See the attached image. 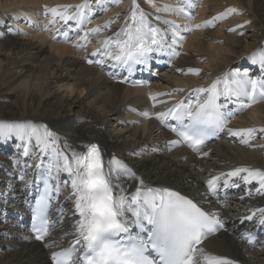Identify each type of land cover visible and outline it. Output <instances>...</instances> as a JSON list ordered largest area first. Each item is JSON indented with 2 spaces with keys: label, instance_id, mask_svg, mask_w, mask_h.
I'll use <instances>...</instances> for the list:
<instances>
[{
  "label": "bare ground",
  "instance_id": "bare-ground-1",
  "mask_svg": "<svg viewBox=\"0 0 264 264\" xmlns=\"http://www.w3.org/2000/svg\"><path fill=\"white\" fill-rule=\"evenodd\" d=\"M85 2L0 0V124L33 125L41 131L46 128L56 148L70 161L73 154H83L91 144L98 145L106 172L112 171L115 195L130 198L137 188L172 187L204 201L228 221L223 232L204 244L205 251L228 257L237 264H264V240L258 247H251L237 237V227L242 222L249 224L247 227L257 223L259 213L252 220L244 217L264 208V192L256 191L258 181L244 183L240 177L231 178L230 183L238 184L241 192L235 193L237 187L226 188L227 199L221 203L209 199L207 186V180L213 176L235 168L264 170V134L257 133L249 144L242 143L240 137L229 136L212 143L202 153L192 154L181 144L171 145L170 141L177 139L155 117L163 110L161 104L186 94L198 95L194 89L209 88L217 81L216 85L224 84L225 79L264 80V65L260 63L264 57V0H190L192 7L188 6L189 0H154L155 7L148 0H137L150 26L160 29L167 41L172 42V32L166 21L180 25L179 32L184 37L176 48L179 58L172 57L174 64L162 69V77L150 86L137 80L132 86L114 81L109 76L112 61L100 64L96 62L101 59L100 54L92 55L103 49L107 38L117 39L126 25L133 24V0H87L91 11L85 13L90 14V19L80 28L83 36L79 43L53 40L46 29L52 17L45 15L44 6ZM166 5L184 8L191 15L174 10L156 11ZM233 7L238 11L229 13L228 9ZM75 12L74 7L69 10L70 15ZM221 14H225L222 19L214 20ZM206 21L212 24L195 27ZM185 25L192 31H186ZM98 26V32L90 31ZM189 68H199L201 72L189 73ZM144 112L149 116L142 115ZM248 127H264V100L243 111L235 126ZM51 151L50 148L41 153L35 136L22 139L14 132L0 136V195L10 199L8 205L17 211L15 217L19 211L24 212V191L29 181L36 179V166L42 163L52 173L60 198L66 200L62 229L54 238L62 235L59 240L72 242L77 239L75 226L80 217L75 213L74 198L70 199V175L49 167ZM114 160L124 167L112 163ZM1 215L0 264H51V248L29 236L18 218ZM67 232L69 235L64 236Z\"/></svg>",
  "mask_w": 264,
  "mask_h": 264
},
{
  "label": "snow or ice",
  "instance_id": "snow-or-ice-1",
  "mask_svg": "<svg viewBox=\"0 0 264 264\" xmlns=\"http://www.w3.org/2000/svg\"><path fill=\"white\" fill-rule=\"evenodd\" d=\"M97 2L100 3V0ZM148 3L155 7L154 0H148ZM133 5L130 17L133 24L126 25V30L118 33L117 39L107 38L103 42V49H97L92 54H100L101 59L96 61L97 63L112 61L113 68L117 65L126 66L129 74L134 65L147 64L150 53L154 51L167 50L170 56H178L180 53L176 48L184 39L179 32L181 26L175 21H166L172 32V42L168 43L160 29L150 26L148 16L137 0H133ZM188 6H193L190 0ZM73 7L76 12L70 15L69 10ZM44 8L45 15L51 14L49 23L55 24L58 19L65 24L75 21L78 27L88 19L85 10L91 11L87 0L84 4L51 8L45 5ZM169 10L191 15L190 12H185L184 8L172 9L167 5L163 9H156L157 12ZM236 11L238 10L234 7L228 9L229 13ZM224 15L221 14L214 20L222 19ZM210 24L212 21H206L203 25L198 24L195 27H207ZM183 27L188 32L192 31L190 26ZM99 30L98 26L90 31ZM63 35L67 38L66 32ZM84 38H87V33ZM88 63L93 61L89 60ZM260 63L264 65V57ZM188 72L199 74L201 69L189 68ZM216 83L209 88L193 90L197 94H207L203 102L199 99L195 104L185 105L183 102H177L165 112L155 113L156 119L162 122L171 118L179 123V130L177 127H172L171 130L177 132L180 139L170 141L171 145L187 143L196 151H200L210 134L217 132L227 131L229 136L240 137L244 144H249L257 133L264 134V127H228L229 120L237 113L264 100V80L247 77L231 81L225 79L222 91L217 89ZM221 97L224 98L223 103L218 102ZM152 99L155 101L156 97L153 96ZM230 104L235 105V108L230 109ZM142 115L148 117L149 113L144 112ZM13 132L22 139L35 136L41 153H47L51 148L52 162L49 167L54 168L57 173L64 171L70 175V199L74 198L75 213L80 217L76 221L77 239L74 245L80 247L77 249L73 246L53 252L51 258L55 264H237L228 257L206 252L201 247L204 239L224 227L218 212L205 211L192 199L167 188H137L130 198L123 194L115 195L113 189L116 185L112 182V171H105L98 145H90L85 154H73L70 161L63 151L56 148L55 140L50 139L51 133L46 128L41 131L40 127L33 125L0 124V136H8ZM112 163L124 167L118 160ZM124 170L135 177V173L126 168ZM242 173L246 175L242 176ZM233 177H240L244 183L258 181L257 193L264 192V170L242 167L207 180L209 193L216 195L222 178L223 187H239L238 184L230 183ZM143 183V180H140V184ZM59 190V187L51 189L52 192ZM49 193L50 189L46 186L44 194L33 209L34 217L41 220L40 228L34 226L40 233L36 239H43L47 234V224L43 216L49 206ZM257 213L258 223L264 225V208L257 209L244 219L252 220ZM247 238L250 244L254 243L251 236Z\"/></svg>",
  "mask_w": 264,
  "mask_h": 264
}]
</instances>
